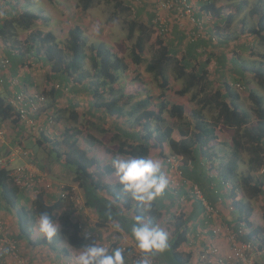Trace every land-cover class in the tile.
<instances>
[{"label": "trees", "instance_id": "trees-1", "mask_svg": "<svg viewBox=\"0 0 264 264\" xmlns=\"http://www.w3.org/2000/svg\"><path fill=\"white\" fill-rule=\"evenodd\" d=\"M3 1L9 3L7 6L10 10L5 13L0 21V52L3 57L7 59L8 66L6 69L0 68V79L3 80L5 78L3 72H6L11 67L12 59H18L25 63L34 62L35 65H41L43 69L50 72L49 76L58 79L61 86L65 84L68 79H71L77 84H82L84 79H90L88 88L91 89L92 87L91 91L94 94V100H96L93 104L96 107L102 108L105 114L109 116L123 117L127 115L132 123L138 124L141 128V134H136L138 141L133 144L127 143V140L123 141L114 135V138L117 140L116 151L118 155L149 158V152L152 148H157V146L161 147L165 144L168 150L173 154L172 156H179L182 158L183 164L179 167V170L185 180L192 182L201 189H204L202 186H212V192L215 194L214 196H219L218 198L224 196L225 191H223L220 196L222 190H226L225 188L228 189L227 197L229 198L231 211L236 215L234 223L238 225L239 222L242 221L251 229L245 236L247 241L248 239L252 240L259 238L264 244V207L260 215L263 225L252 227L250 221V218L254 216V206L251 200L260 196L264 197V99L255 91L250 90L248 92V100L252 106V113H249L242 109L238 103L240 95L237 88L238 86L240 89L246 90L247 79L254 78L258 85L264 89L263 62H260L258 65L250 66L240 60V56L236 51L237 56L235 57L234 55L229 57V55L220 53L214 59L218 67L220 68L224 66V64H229L232 72L229 78H227L228 75L223 77L225 79L220 82L218 89H214L211 87L212 81H210L208 77L206 68L208 66L206 62L194 64L195 61H192L203 53L202 51L198 53V49L203 50L206 46L204 43L206 42L209 46L210 41L205 40L204 37L198 38L191 36L192 31L185 35L182 32L183 30H181L179 33L181 35L180 40L183 39L182 43L186 42L187 54H189L190 57L187 58L186 55H183L180 60H177L163 41L164 39H168L170 33L167 20L166 32L168 33L163 35H168H166L163 40L161 38H156L155 51L152 53L150 60L146 62L144 70L158 80V87L161 90L160 96L164 97V91L168 86L167 69L173 64L176 71V79L183 80L184 83L183 88L178 91V94L181 96L189 93L191 94L190 101L194 103L196 107L190 111V118L186 128H178V135L174 138V130L171 127L161 129L159 124L165 122V118L163 117L164 113L177 121L185 118V112L182 106H169L168 103L162 101L158 105L157 111H152L147 109L149 101L145 99L135 103L129 110H124V107L120 104L124 96L121 94L114 96V90L110 86L117 80L116 74L126 66L121 56L113 53L112 50L108 49L103 43L88 44L87 38L79 26L70 28L67 32L66 39L60 43L51 32H43L35 28L36 26L51 22L47 15L44 16L41 15V13L30 12L29 5H23L22 8L18 9V2H16V0H12L13 2L10 0L8 2H6L7 0ZM28 1L29 0H27V3ZM217 1L218 0H206V2H204L200 0L203 4L200 10L201 13L211 14L213 19L216 20L208 31L217 38L216 45H219L220 48L224 46L226 49L229 38H222L219 33L216 32L214 26L220 21L226 24L231 23L239 7H237L238 9L236 11L227 13L225 10L226 8L228 9V7H217ZM48 2L57 4L56 0H48ZM98 2L112 4L113 12L127 13L129 11V8L126 7L121 0H78L76 6L82 12H86L93 4ZM190 5L194 11L193 5L191 3ZM259 9L260 6L255 12H251L252 15H258L257 21L254 26L248 27L243 31L241 30L240 34L236 37L238 41L235 43L237 44L235 49L249 50L250 53L253 52V47H247L249 45L253 46L254 43H246L249 38L254 39V41L264 46V11L260 12ZM151 10L148 14L152 15L150 16L151 18L149 17L147 23L138 20L141 15L136 14H133V19L126 23V39L134 40L130 48V60L132 64L136 66L144 62L142 54L154 30H156L153 23L156 17L153 12L155 10L153 8ZM195 17L200 19L197 16ZM17 31L29 33L24 40L20 41L17 36ZM245 33L249 38L241 43V38ZM200 42L203 43L201 47L198 46ZM229 47L230 46H228V48ZM86 49L89 50V55L86 54ZM192 53H194V55L191 56ZM87 59L91 62L93 73L84 70V64ZM218 72L225 76L224 70H219ZM91 84H93L94 87L91 86ZM99 87L102 88L101 93H98ZM106 87H109L108 98L104 96V89ZM62 90V87L61 89L59 87L57 92L61 93ZM126 98L129 100L133 98V96L128 95ZM51 106H53V104L48 106L49 110L52 109L50 108ZM206 112L213 113V117L207 119ZM17 116L18 115L12 110L11 106L0 97V122L9 120L15 131V126H18L19 122ZM154 123L157 125L156 127L153 125ZM222 126L233 130L232 144L231 146H227L229 148L231 147V151L227 154L228 158L224 152H222L223 156H219L212 149L214 147L212 143L217 142L215 131L216 129H221ZM64 132L61 143H63L69 151V154L64 159V164L68 167L69 165L74 167L75 176L72 177L74 182H81L83 180L87 182L90 189L103 190L109 197L115 199L117 202L121 201L122 206L126 209H129L130 205L135 203L133 220L137 215L146 217L152 223L155 222V219L160 218L161 213L155 208L156 205L152 204L151 207L147 209L139 206L136 201L131 199L129 194L122 191V186L119 184V181L113 185H105L100 181H94V174L87 173V168L97 166L99 163L86 157V153L77 147L75 138L81 133L68 129ZM18 134L19 133H15L14 135L17 136ZM126 135L130 137L127 133ZM45 142H50V139L41 135L39 139H36L34 144L37 143L35 146H41V144ZM50 146L51 148H56V143H52ZM25 148L26 147H24L25 151L30 150ZM242 151L249 155L248 161L246 162L248 168L240 174L239 167L242 162ZM28 154L29 160L36 161V155L31 151H29ZM223 160V163L220 162ZM105 169L107 173L113 172L112 168L106 167ZM212 169H216V172L214 175L209 176ZM258 171H261L262 178L254 182V178L251 174L252 172ZM79 184L81 185L82 183ZM181 190L185 191L184 187L180 188L175 194L165 189L171 197L180 194ZM239 191L242 197L239 196ZM23 193L24 191L15 185L12 177L9 176V171L0 168V210L9 209L12 211L19 235L32 246L43 245L53 252L65 254V258V256H70L71 251H77L85 244L92 243L93 241H97L101 245L108 243V248L111 250L113 247L110 238L106 241H102V232L103 228H106L104 227L106 222H111L114 226L119 225L123 227L122 230L124 232L128 235L130 234L132 226L131 220L119 216L117 214L118 211L115 210L112 204L101 206V199L99 204L95 207V210L99 216H101V220L98 218L101 222L88 228L84 225H79L77 222L71 221V215L75 213V210L72 209L74 206L73 201L67 199L63 200L60 198V195L58 198V195L49 193L48 189L46 190V188H44L41 193L34 197L31 206L27 208L21 205V200L26 201ZM194 202H196V204L198 203V207L203 208L199 201L196 200ZM42 212H48L49 215H51L54 220H58L61 225L59 234L52 241H48L45 237H42L40 240L32 239V235L37 230L35 226L36 219ZM171 218L172 224L175 227V231L173 232L174 238L169 242L170 246L167 251L157 254L153 258V264H189L190 255H183L180 251V246L186 241L187 222L190 218L188 217V219L185 220L182 219L183 216H173ZM231 223H233V221H231L230 224ZM125 226H127V229ZM205 227H207L208 230L211 229L210 224H207ZM85 233H88L92 240L89 241V239H85ZM122 248L125 249L128 264H135L136 255H139L137 250H129L125 247ZM59 256L60 254L54 258V262L64 264L60 262Z\"/></svg>", "mask_w": 264, "mask_h": 264}, {"label": "rangeland", "instance_id": "rangeland-1", "mask_svg": "<svg viewBox=\"0 0 264 264\" xmlns=\"http://www.w3.org/2000/svg\"><path fill=\"white\" fill-rule=\"evenodd\" d=\"M20 1V2H19ZM64 1V0H62ZM61 0H56L57 4H51L50 2H48V0H29L27 3V0H18V3L21 4L19 5H29V11L30 12H34V13H41V15H47L50 18V21H52L51 19L55 18L56 15L54 14H60L59 12L61 11L62 7H65L66 4L69 5V2H62ZM72 1L71 6L73 9H68L69 11L68 14L66 15V17H64L62 19V24H63V29H60L59 31L55 28L56 24H53V22H49L48 24L45 25H39L36 26L35 28L39 29V30H45V28H49L51 27V29L55 32V37L57 39L58 42L62 43L67 36V31L68 28H70L69 26L71 24H73L76 21V16L80 15L79 13V9H76V2L78 0H69ZM122 3L129 8V11L127 13H119V12H113V8H112V4H106L103 2H98L93 4V6L88 10L89 12V23L87 25V31H88V44L93 43V44H98V43H103L106 45V47L110 50H112L113 53L121 56L124 59V62L126 64L125 68L123 70H120L117 74H116V81L110 86L111 88H113L114 90V96H117L119 94L123 95L124 98L120 101V104L124 107V110H129L132 106L135 105V103L143 101L145 99H148L149 101V106H148V110H152V111H157L158 109V105L162 102L165 101L166 103H168V105H180L183 107L184 109V114H185V118L181 119V120H176L173 118H170L166 113L163 114V117L165 118V122L163 124H159V126L161 127V129H164L165 127H171L174 130V134L173 137L175 138L178 135V128H186V126L188 125L189 122V114L190 111L195 108V104L192 103L190 101V96L191 94H186L184 96H181L178 94V91L181 90L183 88V80H177L176 79V71L173 67V64H171L169 66V68L167 69V76H168V86L166 88L165 95L164 97L160 96V92L161 90L158 87V80H156L151 74L145 72L144 68H145V64L148 60H150L152 53L155 51V41L156 38L158 39H164L166 37V35H162L159 34L158 32H156L154 29V33L150 39V41L146 44L145 50L142 54L144 62L138 66L133 65L131 60H130V48L134 42V40H127L126 39V35H127V21H130L131 19H133V14H135V11L138 9H145V11L147 13L150 12V10L153 8L154 9V1L153 0H140V2L138 1H132V0H121ZM154 3V4H153ZM141 4V5H140ZM217 7H228V9L226 8V12H232V11H236L239 7V10H237V14L235 16V18L233 19V21L229 24L223 23V21H220L216 26H214V28L216 29V31L219 33V35L224 38V37H228L229 38V42H228V46H230L228 48V46L226 47V49L224 48V46L222 48V50H220L219 45L217 44V40L215 42V44L210 45L213 46L212 50H210L209 48H206L202 54H200L199 61H203L206 62L207 66V71H208V77L210 79V81H212V88L214 89H218L220 82L223 81V77L229 78L230 73L232 72V69L230 68L231 66L228 64H224V66L222 67H218L217 62L214 60L217 56L218 53H223L226 55H229V57L233 56H237L236 52H238L239 56H240V60L242 62H245L246 64L252 66V65H258L260 62L264 63V46L262 44H260L257 41H254V39L249 38L247 36V34H243V37L241 38V43H243L247 38H249L246 43H250V42H254L253 46L249 45L247 47H253L252 50L253 52L250 53L249 50H241V49H235V46L237 44L236 41V37L240 34L241 30H245L248 27H252L255 25L258 15H252V11H256V9L260 6V12L264 11V0H232V1H225V0H218L216 3ZM62 6V7H60ZM71 6H68V8H70ZM130 6V7H129ZM50 8H52V11L50 10ZM258 10V11H259ZM81 11V10H80ZM152 11V10H151ZM48 12H52L51 14L54 16L53 18H51V16L48 14ZM82 12V11H81ZM54 20V19H53ZM138 20L147 23V18L146 17H140ZM176 21V20H175ZM216 20H212V21H207L206 22V26L207 28L204 29L203 33H204V38L205 40H208V37L206 36L207 34L205 33V31L209 28L212 27L213 23ZM97 22H99V24L97 25ZM69 24V25H67ZM176 25L178 27V25H181V27H186L185 24L181 23V21L179 23L176 22ZM34 28V29H35ZM33 29V30H34ZM184 30V29H182ZM29 33V32H28ZM28 33L23 32V31H17V36L19 37L20 41L24 40L26 38V36L28 35ZM168 33V32H167ZM200 33V32H197ZM242 36V35H241ZM240 37V36H239ZM240 43V42H239ZM186 42L182 43L180 45L179 48V57L182 58L183 55H186V57L188 58V50L186 48ZM228 49V50H227ZM227 50V51H226ZM236 51V52H235ZM86 54L89 55V50L86 49ZM202 56H205L202 58ZM263 60V61H262ZM202 62V63H203ZM34 63V62H33ZM40 64V63H39ZM194 64H198L197 61L195 60ZM38 65V64H37ZM34 65L32 66V68L34 69H38L39 70V75L41 81H46V83H48V87L51 89L52 87L55 89V85H60L58 83V79H53L52 77L50 78L48 76V73L45 69H43V67L41 65ZM84 70L89 71L90 73L92 72L91 69V62L87 59L85 61L84 64ZM219 70H224V75L223 74H219ZM247 85H246V90L244 89H238L239 91V95H240V100H239V105L242 109L246 110L249 113L251 112V103L248 100V92L250 90L255 91L258 95H260L263 99H264V89L262 87H260L257 83V81L254 78H248L247 79ZM72 81V80H71ZM90 79H84L82 81V84H77L76 82H73V85H75V87L78 85H83L86 88H84L83 90L88 91L89 95L86 94V99H85V94H80V92H82V89H79V92H77V97L79 99H81L84 103L83 106V110L82 112H80V114H78V118L74 119V121H72V123L74 124H80V128L78 127H74L76 129H74V131H79L81 134L78 135L77 138L80 139V144L81 145H85L86 144V139L89 140V137H93L92 135V131L94 127H92V124L95 125L94 123H96L97 125H99L101 128H97V131L99 133H101V139L103 142H105V144H103V142H101V148L104 149L102 155L104 156L103 159L105 160V163H111V160L114 156H119L117 154V140L114 138V135L119 136L118 134H116L115 132H117L116 130L113 131V126L116 125L119 127L120 126H125V127H131L134 126L136 129L141 130L140 126L138 124L132 123L130 121V118H128L127 115L123 116V117H115V116H107L104 112V110L100 107H96L93 102L96 101L94 100L93 97V92L91 91L90 88H88V84H89ZM40 85L42 87V82H40ZM91 86L94 87L93 84H91ZM62 87V86H59ZM72 85L68 86V91L67 89H65L64 87H62V95L60 97L61 100H64L62 103V105H66L68 104V102H70L72 100V96L70 95L74 89H72ZM26 88V87H25ZM49 88H47V91L49 90ZM46 90V88H44ZM58 89V88H57ZM61 89V88H60ZM108 89V90H107ZM21 90L23 92V94L26 97H30L32 95H42L45 99L43 105L41 106V111L44 110H49L48 106L51 105L50 103V99H49V91L47 93L43 92V88H41V90H39L35 93H30L28 89H23L21 87ZM104 96L106 98L109 97L108 92H109V87L104 89ZM41 92V93H40ZM102 92V88L99 87L98 93ZM193 93V91H192ZM130 95L133 96V98L131 99H127L126 97ZM67 101V102H66ZM66 102V104H65ZM60 108H54L57 111H52V114L56 115L59 114V111L62 109L61 108V104ZM92 105L95 107L94 112L97 108H100L98 111V113H100V117L98 116V118H92V119H87V115H85L86 111L84 112L86 107H92ZM50 111V110H49ZM85 113V114H84ZM60 115V114H59ZM95 115V113H94ZM77 117V116H76ZM206 117L207 119H210L211 117H213V113H207L206 112ZM90 118V117H89ZM46 116H40L37 120L36 123L38 125H42L43 121H45ZM92 122V123H91ZM94 122V123H93ZM60 123H57L56 119H53V123L52 126L50 128V132L48 134H46V136L50 137L53 141V143H56L58 145H60L59 143L62 142L63 140V135L64 133H62L63 131V127L61 124V127H59ZM155 125V127L157 126L155 123L153 124ZM95 129V128H94ZM15 133V131H13ZM215 134L217 135V142H213L212 145H214V147L212 148L214 152L217 153V155L219 156H223L222 152H224L226 154V157L228 158V153L231 151V147H227V146H231L232 144V136H233V130L226 128L224 126L221 127V129H216ZM17 139H19V142L22 143V141L24 142L25 140H29L31 139V141L35 142L36 139L40 138V135L38 137L35 135H31L29 134L28 131H26V134H22L20 137L16 136ZM95 138V137H94ZM112 138V139H111ZM34 139V140H33ZM96 143H93V146H97V139L95 138ZM44 145V151L46 152V156H48V154H50L51 151V146L49 145V143H43ZM20 145V144H18ZM42 145V144H41ZM61 147L62 149L65 147L63 145V143H61ZM225 145V146H224ZM17 145H15L16 147ZM64 146V147H63ZM32 149V150H31ZM31 149L30 151L35 155V152L39 150L38 146L35 145H31ZM54 149V148H53ZM15 150V148H14ZM14 150L11 152L13 153L12 155L14 156ZM106 151V152H104ZM29 152V151H28ZM150 154V152H149ZM52 157L53 154H51ZM151 158L154 160L156 157L159 158V162L161 163V166L164 167V158H166L169 155H173L167 148V146L165 144H163L161 147L157 146V148H152L151 149ZM248 154L245 153L244 151H242L241 154V159L242 162L240 163V167H239V172L240 174H242L244 171H246V169L248 168L246 166V162L248 161ZM225 157V158H226ZM18 158V156H14L12 157V160ZM224 158V160H225ZM59 159H62V157L60 156ZM63 163H64V159ZM220 161V162H224ZM13 162V161H12ZM11 162V163H12ZM36 164V161H32ZM218 163V162H217ZM20 164V162H16L14 164H9L10 168L16 167V165ZM103 164V163H102ZM103 165H101L102 168ZM67 168L72 169V177L75 175L74 174V167L72 166H65ZM104 167H106V165H104ZM103 167V168H104ZM97 170V168H96ZM106 170V169H105ZM48 172H50V170H48ZM216 172V169H212L209 173V176L214 175ZM178 174V171H176V175ZM208 174V173H206ZM254 178V182L261 179V171L258 172H252L251 174ZM52 175H49V177H51ZM182 178V180L184 181L185 179L183 178V176H179ZM178 177V178H179ZM52 179L57 180L55 177L52 176ZM182 181L183 184H186L185 186H187L188 184H191L192 182H189L187 180H185L184 182ZM74 182L72 179L70 180H65L62 179L61 183L63 184H70ZM60 186V189L62 190H69L71 187L67 186V185H63ZM45 184L43 185V187L41 186V191L44 190ZM212 188V186H211ZM205 192V191H204ZM239 196L242 197L241 192L239 191ZM74 194L77 196L78 201L83 204V194L80 192L78 193V191L76 189H74ZM82 196V197H81ZM252 201V205L254 206V216L250 218V221L253 222L252 219H254L256 216L258 218V222H260L261 224L263 223V221L261 222V218L260 215L263 212V207H264V197L260 196ZM229 203V202H228ZM228 203H226L227 209L229 213L231 210L228 207ZM178 204L177 201H175V205ZM186 205H183L181 207V211H183L184 213H187L190 210V204L189 203H185ZM183 209V210H182ZM87 211V210H86ZM182 212V213H183ZM218 216L220 215L219 212ZM89 215V212L87 211V213ZM176 214H178L177 212H175V210H173L171 212V216H176ZM234 214V213H232ZM234 217V215H233ZM236 218V216L234 217V219ZM172 221V218H171ZM230 224V223H229ZM263 225V224H262ZM36 226V224H35ZM223 228V227H222ZM36 231L35 233L32 235V239L34 240H40L43 236L42 234L39 232L38 228L36 227ZM175 227L172 223L168 224L166 223V225H164V230L169 234L172 235L171 233L174 231ZM170 237V236H169ZM222 238H225L226 240V236H225V232L223 230V235L220 236ZM92 240V238H89V241ZM45 247V246H44ZM77 252V251H74ZM37 253L39 254V252L37 251ZM76 255V253H75ZM74 255V256H75ZM72 262V261H71ZM26 263H28L26 261Z\"/></svg>", "mask_w": 264, "mask_h": 264}, {"label": "crops", "instance_id": "crops-1", "mask_svg": "<svg viewBox=\"0 0 264 264\" xmlns=\"http://www.w3.org/2000/svg\"><path fill=\"white\" fill-rule=\"evenodd\" d=\"M9 0H7L6 2H8ZM11 2H13L12 0H10ZM62 1V0H61ZM132 1H136V0H132ZM154 3H156V0H153ZM194 7V13L196 14L195 16L202 18V13L200 10V7L203 5L202 2H200V0H188ZM16 2H18V0H16ZM20 2V1H19ZM63 3L65 2H69V5L66 4L65 7H62L61 11L59 12L60 14H54L56 15L55 18H53L54 16L51 14L52 12H48V14L51 16V19L53 22V24L55 25V28L59 31L60 29H63V24L62 19L64 17H66V15L68 14L67 11H69L68 9H73L71 6L72 1L69 0H64L62 1ZM153 3V4H154ZM9 3H5L3 0H0V21L1 18L5 15V13H7L10 9L8 8ZM18 3V9L22 8V6L19 7ZM77 5V2H76ZM141 5V4H140ZM68 6H71L70 8H68ZM76 9L77 8L76 6ZM50 10L52 11V8H50ZM80 15L76 16V21L71 24L69 27L72 28L74 26H79L81 28V30L83 31L84 35L86 36V38H88V31H87V25L89 23V11L87 10L86 12H81L80 9L78 10ZM136 15H141L142 17L146 16L147 21L149 19V17L152 15L148 14L145 9H138L135 11ZM162 15L167 16L166 20H168L169 23V36L167 40H163L164 44H166L167 48L170 50V52L172 53V55H174L175 59L180 60L181 58L179 57V48H180V44L182 43L181 39V35L179 34L181 32L182 29H184L182 32L187 35L189 32L194 30V27L187 23L186 21H181V23L185 24L186 27H181V25H176V21L174 19V16H172L171 14H167V13H163ZM140 16V17H141ZM151 18V17H150ZM89 19V20H88ZM99 24V22H97V25ZM69 25V24H67ZM207 27V26H206ZM68 28V30L70 29ZM53 29V28H52ZM51 29V27L49 28H45V30H43V32H51L52 34L55 35V32ZM180 30V31H179ZM68 32V31H67ZM203 43L200 42V44L198 43V46L201 47ZM205 48H203V50H205L206 48H209L210 50H212L213 46H208V44L205 42L204 43ZM203 45V46H204ZM202 49H198V53H200V51L203 52ZM220 50H222V48H220ZM220 54V52L218 53V55ZM189 55V54H188ZM194 55V53L191 54V56ZM190 57V55H189ZM205 56H202V58ZM199 58H201L200 56L196 57V59H193L192 61L194 62L195 60L197 61V63H202L203 61H199ZM34 65L33 62H24V61H19L18 59H12L11 60V67L6 71L3 72V76L5 77L3 79V84L0 87V97L3 98L5 101H8L12 95H13V91L14 90H18L17 87L12 88L9 84V80L10 79H16L19 83V87L23 88V89H28L30 93H35L39 90H41V88H43V92L47 93L49 91V99H50V103L53 104V106H51L50 108H52L50 111H57L54 108H60L61 104V110L59 111V114L55 115V119L57 121V123H60L59 127H63V131L62 133H65V130H74L76 128H74L75 126L80 128V124H74L72 123V121H74V119L78 118V114H80V112H82L83 110V106L84 103L81 102L82 100L79 99L76 95L77 92H79V89H82V92H80V94H85V99H86V94L89 95L88 91L83 90L84 88H86L83 85H77L75 87V85H73V82L71 81V79H68V81L66 80V83L62 85V87H64L65 89L68 88V86H73L72 89H74V91L70 94L72 96V100L70 102H68V104L66 105H62L64 103H62L64 100H61L60 97L62 95V93L64 92H57V88H49L48 87V83H46V81H41L40 75H39V70L38 69H34L32 68V66ZM48 76L50 75V72H47ZM51 78V76H49ZM53 77V76H52ZM54 79V78H53ZM64 80V79H62ZM58 81V80H57ZM40 82H42V87L40 85ZM59 83V82H58ZM64 83V82H63ZM56 86H61L60 85H55ZM26 87V88H25ZM46 88V90L44 89ZM47 88H49V90L47 91ZM61 88V87H60ZM39 89V90H36ZM68 91V89H67ZM41 93V92H40ZM94 97V96H93ZM95 107L92 105V107H86L84 112L85 115H87V119H92V118H98V116L100 117V113H98V111L100 108H97L94 112ZM95 113V115H94ZM77 116V117H76ZM108 116V115H107ZM90 117V118H89ZM92 123V122H91ZM94 123V122H93ZM95 125L92 124L93 130L90 131L92 132V135L94 136L95 134V138L97 139V146H93V143H96L95 138L93 137H89V140L86 139V144L85 145H81L80 144V139L79 138H75L76 140V145L77 147L82 150L83 152L86 153V157L91 158L95 161H97L99 164H97V166H92L90 168H87V173H93L94 174V181H100L101 183L105 184V185H113L116 182H118V178L114 175L113 172L111 173H107L105 168L110 166V163H105V160L103 159V150L101 148V133H99L97 131V128H101L99 125H97L96 123H94ZM12 123L9 120H5L0 122V129L3 130L4 134L2 136V138L0 139V157L4 158L6 156H8L9 154H13L11 153L14 148L15 145L17 144H21L19 142V139H17V137L14 135L15 133L13 132V126H11ZM117 131L115 132L116 134H118L119 136H117L119 139L121 140H127V143L133 144L134 142H137L138 139L136 138V134H141L139 129H136L134 126L131 127H125V126H113V131ZM94 133V134H93ZM126 133L130 136L128 137L126 135ZM112 139V138H111ZM34 140V139H33ZM44 140V138H43ZM35 142L31 141V139L29 140H25L24 142L22 141V147H26L25 149L29 150L31 149V145H37L34 144ZM60 145L56 146V148H52L53 150L50 151V154H48V156H46V152L44 151V144H42L41 146L39 145L38 148L39 150L35 152L36 155V167L41 171V173L45 176V187L46 190L48 189L49 193H52L54 195H58L59 193V188L60 186H62L63 183H61L62 179L65 180H70L72 179V169L65 167V160L63 163L62 159H65L66 156L69 154V151L66 149V147H64L62 149V145L61 143H59ZM103 144H105V142H103ZM57 145V144H56ZM32 150V149H31ZM30 151V150H29ZM59 152V155H58ZM106 152V151H104ZM54 157H52V155ZM150 154H151V150H150ZM149 154V158H151V155ZM62 157V159H59V157ZM119 157L122 158H127L126 156H121L119 155ZM154 161L156 163H158L161 166V163L159 162V158L156 157L154 159ZM16 162H20V164H23V162H26V159L23 158L22 160L20 158H16L13 160V162L11 164H14ZM103 163V164H102ZM18 164V165H20ZM16 165V166H18ZM101 165L102 168H101ZM104 165H106V167H104ZM70 166V165H69ZM104 167V168H103ZM97 168V170H96ZM48 170H50V172H48ZM161 170L163 172V167L161 166ZM74 174H75V169H74ZM49 175H52L53 177H55L57 180L52 179V176L49 177ZM75 176V175H74ZM73 176V177H74ZM188 181V180H187ZM190 182V181H189ZM79 183H82L81 185ZM89 183V182H88ZM63 185H67L69 187H71L72 189H76L78 191V193H82L83 195V202L85 204V208L87 209V211L89 212V215L86 214L87 211L85 209V211H82L81 213H73L71 215V221L72 222H77L79 225H84L85 227H93L95 226L97 223H100L101 221L98 220V218L101 220V216H99V214L97 213V211L95 210L96 205L99 204L100 199H101V206H104L106 204H112L113 207L115 208V210H117V214L119 216H122L123 218H127V220H131V225L133 223V209L135 206V203H132L129 207V209H126L122 206V202L119 201L117 202L115 199L109 197L103 190L101 189H90V187H88L87 182L85 181H81V182H72L70 184H63ZM204 189H201L204 195V198L208 200V202L210 204L213 205V207H215V209L219 212V218L217 220L216 223L212 222L211 228L213 229V227H217L215 226V224H219L222 227L225 226H229L231 230H234V228H236V223H234L235 219L234 217L236 216L235 213H229L226 203L229 202V198L227 197V188H225L226 190H222L220 192V196L222 195L223 191H225L224 196L221 198H218L219 196H214L215 194L212 192V188L211 186L207 185L206 187H203ZM205 191V192H204ZM181 193L171 197L169 195V193H167L166 191H164V193L158 197L152 204L156 205L155 208H157L158 212L161 213L160 218L155 219L153 222L154 225L159 226L160 228L164 229V225H166V223L170 224L172 223L171 221V212L173 210H175V212H179L181 211V207L183 205H186L185 203H189L190 204V210L187 213H182L183 216V220L188 219V217L190 218V220H188L187 222V235H186V241L185 243H183L180 246V251L182 252V254L190 255V261L189 264H195L196 260L194 259V254L198 253V248H204L207 244H213L216 245L217 247H219L220 253L221 255H226L228 253V249H227V242L225 240V238L222 237H214L212 236V232L210 230L207 229V227H205L206 225L203 223V221L201 220L202 213H203V208L198 207V203L196 204V202H184L181 203L179 202V198L181 196H185L187 194L186 191L181 190ZM25 200H21V205L26 206L27 208H29L31 206V202L34 199L33 196L29 193L27 194L26 192L23 193ZM81 196V197H82ZM59 198V195H58ZM175 201H177L178 204L175 205ZM186 201H191L188 198L186 199ZM66 203V202H64ZM70 203V202H69ZM228 207L231 210L230 204L228 203ZM74 210V208H72ZM183 210V209H182ZM234 215V217H233ZM261 218V216H260ZM0 220H2L5 224V227L8 229L9 231V236L11 239L15 240L18 243V248H19V254L20 257L22 259H24L25 261L28 262V264H58V262H54L55 261V257L58 256V254H60L59 259L61 263L64 264H74V255L76 252L71 251L70 252V256L67 257L62 253L59 252H53L52 250L48 249L47 247H44L43 245H38V246H32L30 244H28V242H26V240H24L18 233L17 227H16V220L14 218V215L12 214V211L9 209H1L0 210ZM253 222L251 221V225L252 227L257 226V225H262L260 222H258V218L257 216L252 219ZM231 221H233V223L229 224ZM262 222V218L260 220ZM116 223V222H115ZM106 228H103V232H102V241H106L107 239L110 238L112 247L115 246H119V247H125L130 249H136L135 248V243L131 238V235L127 234L126 232H124L122 229L123 227L116 225L114 226V224H112L111 222H106L105 226ZM125 228L127 229V226H125ZM124 228V229H125ZM209 228V227H208ZM175 231V229H174ZM173 231V232H174ZM173 232L171 233L172 235H169V242L174 238V234ZM239 241H247V238L241 237L239 239ZM106 244H102V245H107ZM199 248V249H200ZM37 251L39 252V254L37 253ZM193 254H190L192 253ZM193 257V258H192ZM72 261V262H71ZM260 264H264V256L260 258L259 260Z\"/></svg>", "mask_w": 264, "mask_h": 264}, {"label": "built area", "instance_id": "built-area-1", "mask_svg": "<svg viewBox=\"0 0 264 264\" xmlns=\"http://www.w3.org/2000/svg\"><path fill=\"white\" fill-rule=\"evenodd\" d=\"M136 1L140 2V0ZM156 1L157 2L154 5L155 11H153L156 17L153 23L156 29L155 31L159 34L163 35L167 33V16L162 15L164 12L174 16L177 23L180 21H186L191 24L194 28H196V30L191 32V36L198 38L204 36V24L207 21L213 20L212 15L207 13H203L202 18L200 19L196 18L193 8L188 0ZM201 1L205 2L206 0ZM206 36L212 45L215 44L217 38L214 35L209 34ZM7 66V59L4 58L0 52V68L6 69ZM2 84L3 80L0 79V87ZM9 84L12 88H18V90L13 91L12 97L6 101L16 115H18V126H15V133H19L17 136L20 137L28 131L31 135H38V137L39 135H44L45 137L50 138L46 136V134L50 132L54 115L52 114V111L49 110L41 111V106L45 101L44 97L41 94H34L30 97H26L19 87V83L16 79H10ZM55 88L59 87L56 86ZM237 88L240 89L238 86ZM40 116H46L42 125H38L36 123V120ZM3 134V130L0 129V139ZM51 141L45 143H49V145H51ZM14 153V156H18L21 160L25 158L26 162L10 168L9 164L13 161L12 157L14 156L9 154L4 158H0V168L7 169L9 171V176L12 177L15 185L27 194L30 193L34 198L42 192L41 186L43 187L45 184V176L36 167L37 165L32 162L31 159L29 160L28 151H25L21 144H17ZM164 164L163 173L168 179V186L166 189L176 194L180 188L184 187L187 194L185 196H181L179 198V202L184 203L194 202L196 200L199 201L203 207V217L201 218L203 223L205 225L211 224L212 222L216 223L219 218L218 213L213 205H211L204 198L201 189L193 183L188 184L187 186L182 183L183 180L179 177L181 176L179 167L183 164L182 158L179 156L169 155L164 158ZM176 171H178L177 175ZM58 195H60V198L63 200L67 199L73 201V208L76 213L85 211V204H81L78 201L77 196L74 194V189L70 188L69 190H62L59 188ZM187 198L191 201H186ZM215 226L217 227L210 229L212 236L218 238L223 235L224 230L228 253L226 255H221L219 247L213 244H207L204 248L199 247L200 249L198 248V253L194 254V259L196 260L195 264H260L259 260L264 256V244L260 241V239L255 238L252 240L248 239V241H239L242 236H246L251 230L244 224V222H239L234 230H231L228 225L223 228L219 224H215ZM103 246L108 248V244ZM190 254H193V252ZM138 256L139 255L137 254L136 259ZM0 264H28L20 257L18 243L10 238L9 231L5 227L2 220H0Z\"/></svg>", "mask_w": 264, "mask_h": 264}, {"label": "clouds", "instance_id": "clouds-1", "mask_svg": "<svg viewBox=\"0 0 264 264\" xmlns=\"http://www.w3.org/2000/svg\"><path fill=\"white\" fill-rule=\"evenodd\" d=\"M205 24L204 29L207 28ZM205 33L211 34L208 29ZM110 166L122 186V191L129 194L132 200L145 209L150 208L168 186V179L162 172L161 166L153 159L114 156ZM177 213L174 217L182 216L181 211H177ZM35 223L39 232L48 241L56 238L61 229L59 221L54 220L48 212L40 213ZM130 234L139 253L135 264H153V258L157 254L164 253L169 249L168 233L142 215L135 216ZM89 238V234L85 233V239ZM74 264H128V261L124 248L115 246L110 250L97 241H93L77 250Z\"/></svg>", "mask_w": 264, "mask_h": 264}]
</instances>
